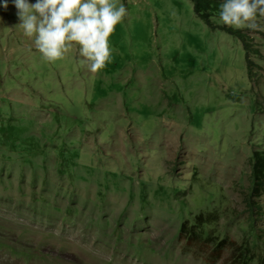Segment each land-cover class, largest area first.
I'll return each instance as SVG.
<instances>
[{
	"label": "rangeland",
	"instance_id": "rangeland-1",
	"mask_svg": "<svg viewBox=\"0 0 264 264\" xmlns=\"http://www.w3.org/2000/svg\"><path fill=\"white\" fill-rule=\"evenodd\" d=\"M110 2L128 15L96 74L74 42L47 60L0 0V264H264V193L246 203L264 31L212 28L191 0ZM199 213L204 233H181Z\"/></svg>",
	"mask_w": 264,
	"mask_h": 264
},
{
	"label": "clouds",
	"instance_id": "clouds-1",
	"mask_svg": "<svg viewBox=\"0 0 264 264\" xmlns=\"http://www.w3.org/2000/svg\"><path fill=\"white\" fill-rule=\"evenodd\" d=\"M17 25L28 37L35 34L38 51L49 61L62 58L74 42L81 55L91 63L89 71L99 74L114 58L109 37L117 24L127 18L123 3L117 7L110 0H13ZM8 7L7 0L3 4ZM264 17V0H223L218 20L226 27L264 31L258 22Z\"/></svg>",
	"mask_w": 264,
	"mask_h": 264
},
{
	"label": "trees",
	"instance_id": "trees-1",
	"mask_svg": "<svg viewBox=\"0 0 264 264\" xmlns=\"http://www.w3.org/2000/svg\"><path fill=\"white\" fill-rule=\"evenodd\" d=\"M193 4L194 13L205 21L212 28L219 27L222 30H225L229 33L236 34L241 36L242 33L240 30L233 29L231 27H226L224 25L217 26L211 21V16L213 15V10L215 9L214 0H191ZM251 175H252V188L251 192L247 197V205L252 214L261 213V206L259 202L255 201V198H260L264 193V150H255L252 153L251 157ZM206 216L203 213H199L195 216L192 223L188 224V220L184 221L181 224L180 231L187 236L194 238L195 236H200L204 233V225L208 224ZM206 242H212V236L210 233H206L205 236ZM214 238V237H213ZM231 245L235 244L233 240L226 241V239H221L218 243V246H224L226 243ZM241 246L236 247L237 250H240Z\"/></svg>",
	"mask_w": 264,
	"mask_h": 264
}]
</instances>
